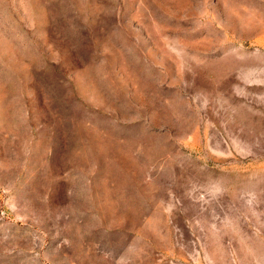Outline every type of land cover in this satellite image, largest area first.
Segmentation results:
<instances>
[{
	"label": "rangeland",
	"instance_id": "1",
	"mask_svg": "<svg viewBox=\"0 0 264 264\" xmlns=\"http://www.w3.org/2000/svg\"><path fill=\"white\" fill-rule=\"evenodd\" d=\"M0 264H264V0H0Z\"/></svg>",
	"mask_w": 264,
	"mask_h": 264
}]
</instances>
